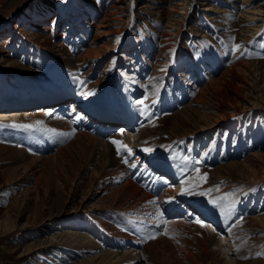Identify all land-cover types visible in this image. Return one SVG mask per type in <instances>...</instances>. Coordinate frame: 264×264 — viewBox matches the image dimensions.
I'll return each mask as SVG.
<instances>
[{
    "label": "rangeland",
    "instance_id": "1",
    "mask_svg": "<svg viewBox=\"0 0 264 264\" xmlns=\"http://www.w3.org/2000/svg\"><path fill=\"white\" fill-rule=\"evenodd\" d=\"M116 1L0 0V144L37 157L68 144L75 134L31 116L49 106L52 92L68 95L70 105L137 112L133 130L118 125L140 134L139 147L122 139L142 163L162 167L147 163L151 176L176 174L179 193L200 207L188 221L206 225L193 236L170 229L165 237L176 252L162 256L164 264H264V16L246 20L256 5L245 0ZM74 156L75 164L34 163L0 147V264H53L51 253L26 251L45 240L38 228L50 219L100 224L74 210L83 196L87 206L107 205L110 192L75 187L82 160ZM223 164L228 170L215 174ZM108 217L100 215L116 224ZM119 224L143 241L156 230L131 219Z\"/></svg>",
    "mask_w": 264,
    "mask_h": 264
},
{
    "label": "bare ground",
    "instance_id": "2",
    "mask_svg": "<svg viewBox=\"0 0 264 264\" xmlns=\"http://www.w3.org/2000/svg\"><path fill=\"white\" fill-rule=\"evenodd\" d=\"M245 2L246 4L252 2L256 5L253 9L247 10L248 16H246V20L256 22V20H260L259 17L264 16V0H245ZM184 3L180 2L179 4L184 5ZM118 4L119 0L113 5L117 7ZM144 6L147 7L149 4ZM211 9V6L207 7V10ZM219 11L224 12L221 9ZM53 18L55 19L54 21L57 20V18ZM105 20H108V15L106 16V14L104 19L100 21L99 26L106 29L108 24L104 23ZM257 29L258 27H255L252 30L256 31ZM90 51H92L91 48L87 50V52ZM48 96L50 99L47 101L49 106L42 108L36 113L34 112L31 115L33 116L32 118L50 127L65 130L66 133L75 134L74 138L72 137L73 139L68 144L58 148L54 153L46 154L42 157L34 156L25 149L10 145L0 144V147L2 149L21 151L24 158L33 162L40 161L44 164L50 160L54 161V158L57 159L58 157L67 158L74 163L76 162L74 156L76 154L82 160L79 166L82 177L78 183H74V186L92 187L97 185L99 187L96 188V192H110V196L108 195L110 199L107 205L98 206L96 204L97 206H93L88 204L89 206H87L89 197L83 196L80 205L74 210V214L85 213L88 220L97 218L100 224L92 225V223H86L87 225H84L87 228L86 230L79 223L73 222L71 223L72 225L65 226L61 225L62 221L60 219L56 222H54V219H50L41 228H38V232L40 231L46 236L45 240L38 245H31L26 248L29 254H36L39 257L51 253L54 256V259H51L53 264H164L162 258L166 255L173 257V253L176 252L168 240L169 237H165L171 234L170 229L182 232L181 234L192 235L194 229L202 230L206 227L204 222H200L204 226L196 223V219L188 221L193 213L200 212V207L188 198L189 196L186 192L179 193V185L177 184L178 186L176 187L174 184L177 183L176 174L151 176L152 172L146 166L147 163H151V166L154 165L155 168L160 165L151 161V159L149 161V158L145 160V163H142L143 158H140V156L136 157L134 151L122 139H129L130 137L135 146L139 147L140 134L129 133L128 135L126 133L127 130L118 125V122H123L130 129L132 126L138 125L140 121L138 120L137 112L128 114L124 110L120 111L121 107L112 109L105 103L94 104L93 102L85 105L79 101L70 105L67 101H63L68 98V95H61L58 92H52ZM34 100V98H30L27 103H36ZM128 115L131 117L126 121L125 119ZM190 132L193 133L194 130ZM185 133L181 135L184 136L186 135ZM113 141L121 143L114 144ZM123 146H126V148ZM257 155L263 156L260 153ZM45 166L47 167V165ZM160 168L162 167L160 166ZM225 170H228V165L223 164L215 169L214 172L215 174H222ZM0 185L2 187L6 185L1 171ZM74 194L75 191H71L68 195L71 202L74 200ZM176 195H178L177 198L180 204L183 203L185 206H180L179 203L175 202L173 198ZM168 203L172 205H168ZM183 212L186 213L185 216H183ZM100 215L106 218L111 216L116 224L110 222L109 219L103 220ZM62 216L64 217V215ZM179 217L184 218L179 219ZM125 219H131L136 225L141 226H139L140 229L144 230L147 228V232L155 227L156 230L148 236L146 241H143L139 236L133 235L134 233L131 234L132 232L119 230V223H122ZM164 222L167 227L166 233L163 235L162 232V234L159 233V229ZM5 226L9 227L10 225L6 223ZM7 229L9 230V228ZM223 244H226V242H223ZM182 254L187 255L185 252Z\"/></svg>",
    "mask_w": 264,
    "mask_h": 264
},
{
    "label": "snow or ice",
    "instance_id": "3",
    "mask_svg": "<svg viewBox=\"0 0 264 264\" xmlns=\"http://www.w3.org/2000/svg\"><path fill=\"white\" fill-rule=\"evenodd\" d=\"M141 103H142V101H141ZM113 143L114 144H116V143H121V142H117V141H113ZM124 148H126V146H123ZM118 151H119V149H118ZM128 151H130V150H128ZM197 223H200V221H196ZM201 226H204L203 224H201Z\"/></svg>",
    "mask_w": 264,
    "mask_h": 264
}]
</instances>
